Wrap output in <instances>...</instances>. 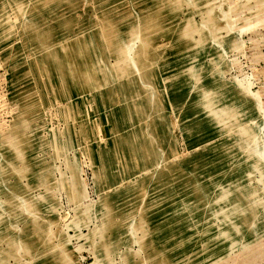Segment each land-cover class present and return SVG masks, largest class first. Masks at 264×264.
<instances>
[{
	"label": "rangeland",
	"instance_id": "rangeland-1",
	"mask_svg": "<svg viewBox=\"0 0 264 264\" xmlns=\"http://www.w3.org/2000/svg\"><path fill=\"white\" fill-rule=\"evenodd\" d=\"M0 264H264V0H0Z\"/></svg>",
	"mask_w": 264,
	"mask_h": 264
}]
</instances>
